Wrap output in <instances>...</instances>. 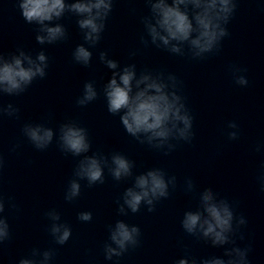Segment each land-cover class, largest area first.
<instances>
[{"label":"clouds","instance_id":"9594fccd","mask_svg":"<svg viewBox=\"0 0 264 264\" xmlns=\"http://www.w3.org/2000/svg\"><path fill=\"white\" fill-rule=\"evenodd\" d=\"M146 2L156 17L155 26L149 22L148 17H142V22L151 35L152 41L155 42L159 38L164 45H168L170 40L189 41L192 47L197 49V56L212 52L220 40L229 35L227 28L221 27V22L225 25L228 24L237 7L236 0H174L172 6L165 3V0H158L156 3H152V0H146ZM186 3H192L196 9H199L194 16L195 27H193V22L189 19L188 14L179 8L180 4ZM18 7L27 23L40 25V31L46 33V36H36L38 43L53 44L67 38L66 29L63 25L57 24L54 27H49L45 22H50L54 18L60 19L68 11L82 17L77 20V24L81 30H87L84 32V40L94 46L101 40L105 22L113 9V0H76L70 4H66L65 0H19ZM157 26L166 35H161ZM193 32L197 33L195 38H191ZM18 51L19 55H12L10 62L5 60L3 55H0V92L8 95L24 93L34 80L43 79L47 74L48 57L43 52L38 53L36 60H33L24 51ZM172 51L179 52V48L173 47ZM106 56V52H101V61L106 63L108 68L115 69L117 63L114 60L106 59ZM91 58L92 53L83 45H78L73 52V60L85 67L89 66ZM24 61H27V67L24 66ZM242 71L244 70L236 65L231 66L235 83L245 87L249 83L247 78L241 74L237 75ZM116 75L114 73L105 86L104 96L110 113L116 114L122 109L125 110L120 119L127 133L132 136H137L138 133H150L149 141L154 138L167 140L175 133L180 139L191 142L194 135L192 132L193 117L185 103L181 102V96L173 92L170 98L169 94L164 91L165 86L151 80L149 76H142L140 80H137V88L140 84H144L145 87L138 90L134 95H130L134 71L131 68H125L123 73L119 75V82ZM152 92L154 94H150ZM97 96L98 93L93 84L91 82L85 83L83 96L76 103L85 106L95 100ZM18 112L19 109L13 107L12 104H8L6 110L0 108V113L9 117L15 116ZM179 124H182L183 127H178ZM228 127L237 128L238 126L235 122H229ZM22 132L37 150L47 149L53 141L52 129L44 128L41 125L25 124ZM60 132L58 147L65 154L71 153L73 156H80L89 151L91 144L85 128L70 123L62 124ZM228 135L231 140L238 138L236 132H231ZM257 151H259V147ZM112 164L114 168L110 169V172L114 179L120 180L121 177L131 175V164L123 155H113ZM2 167L3 159L0 157V168ZM75 174L81 179L86 178L89 186L97 182H104V169L100 159L96 156H85L79 162ZM174 179L175 177H173ZM258 179L261 190L264 191V173ZM135 183L136 187L140 189L139 192L129 188L124 193V205H127L132 213L140 210L142 201L149 205L148 211L152 212L154 211V200L167 198L169 195L168 183L165 181L161 170L148 171L146 175L136 177ZM80 191L81 185L76 180L70 181L65 199L73 200L80 195ZM201 199L207 218L201 222L199 212H186L181 222L182 227L188 233H193L199 224L200 228L203 229L204 236L211 235L214 238L212 241L214 245L226 243L228 237L225 233L232 230L233 211L226 202L221 201L219 205L213 202L210 189L202 194ZM11 207L15 208L16 205L12 204ZM4 210V198L0 196V213H3ZM118 211L124 212L123 205ZM47 215L52 220L60 219V215L54 211ZM78 219L84 222L91 221L92 213L80 212ZM238 223L240 225L246 224L243 216L240 217ZM51 233L56 238V243L60 245L65 244L72 235L71 227L67 224H53ZM139 236V227L135 225L129 227L125 222L118 220L115 228L110 232V239L117 247L112 248L105 245V258L111 260L113 255L121 256L128 251L129 245L137 246ZM8 239H10V226L7 219L0 215V243ZM241 239H243L242 236ZM250 250V247L233 248L232 252L236 254L237 259L229 260L228 264H249L248 253ZM33 252L35 253V250ZM231 254L226 253V255ZM51 255L52 253L48 251L43 253L45 260H48ZM19 264H35V262L29 259H21ZM179 264H186V261L180 260ZM203 264H225V262L220 259H213L203 261Z\"/></svg>","mask_w":264,"mask_h":264}]
</instances>
